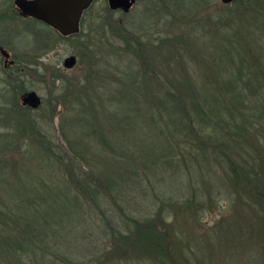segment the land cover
<instances>
[{
  "label": "rangeland",
  "instance_id": "1",
  "mask_svg": "<svg viewBox=\"0 0 264 264\" xmlns=\"http://www.w3.org/2000/svg\"><path fill=\"white\" fill-rule=\"evenodd\" d=\"M262 4L254 0H234L229 4L222 0H137L128 13L122 14L110 11L106 2L98 0L84 12V21L79 31L74 33L77 37L66 39L57 32L58 35L56 33L52 39L46 37L40 45L44 26L20 15L14 16V12L18 13L14 0H0V15H5L0 18V47L10 53V59L21 60L29 66L24 71L21 65L16 68L13 66L12 69L5 68V58L0 53V136L5 137L7 142L15 143L17 147L16 151L14 147L11 149L9 157L19 160L20 153L26 148L27 139L24 141L19 138L13 122H3L2 113L12 108V101L18 98L22 105L21 95L16 98L7 78L14 80L15 85L18 84L17 80L21 81L20 85L25 89L23 93L35 91L41 96V106L32 109L31 115L41 135H48L53 143L62 144L61 147L54 143L58 151L65 147L61 139L62 123L68 120L64 123L76 125L75 119L85 116L76 96L80 97L82 104H88L86 109L89 113L93 112L92 116L102 119L107 127L111 124L116 128L119 123L111 117L126 113L128 102L133 105L135 83L143 87L139 92L161 94L157 91L159 85L151 80L152 73L161 79L160 84L167 79L170 82L189 79L197 85L206 80L209 83L207 85H212L210 81L213 78L209 71H214L210 67L215 61L213 57H208L211 45L226 42L228 34L235 35L236 39L251 36L252 40H248L247 46L244 44L243 47L249 53L256 51L254 42L261 35L257 23L260 30L264 27V17L260 16L264 15ZM179 36L183 37L182 44L162 43L169 38L178 40ZM133 37H139L152 52L151 63L147 68L149 71L135 56L140 52L138 47H134L133 51L126 47V42L133 44ZM235 42L238 43V39ZM71 55L76 57V64L66 68L64 60ZM260 60L261 57L257 62H264V59ZM236 71L237 67L234 66L229 69L228 78L238 79ZM244 77L247 85H254L253 78L248 77L246 71ZM131 79L133 86L127 84ZM83 85L86 95L81 92L78 95L72 94L76 89L80 91ZM63 86L67 88L61 89ZM64 93L67 95L64 96ZM127 93L132 94V97L126 100L123 96ZM242 93L259 100V97L264 98V86L257 84L256 88L249 90L245 85ZM154 134L155 131L147 129H132L124 134L118 129L117 140H112L115 143L119 141L121 145L125 144V140L132 144L134 141L140 145L139 149L151 154L160 143V138ZM2 148L3 143H0V151ZM101 155L99 157H102L101 163L104 166L116 165L105 153ZM42 167L53 168L52 162L39 157L26 164L24 161L16 172L17 176L10 172L3 173L0 169V201L15 209L21 195L33 184L25 170L28 168L36 172ZM113 167L112 170L117 171L118 166ZM217 169L221 168L214 164L213 172L201 179L210 185L211 193H207L204 186L195 182V179L192 180L196 191H201L193 199L195 209L186 201L192 197L193 192L186 184V176L174 178L169 173H163L165 176L158 187H150L146 182L135 185L127 182L112 189L113 194L105 191L107 193L100 207L95 208L85 201L83 209H72L67 220H64L70 225L67 235L61 229L55 248L66 245L65 251L61 253L76 264H264V223L259 221L257 204L247 196H242L240 200L228 187L224 171L215 173ZM58 170L53 171L57 179L66 180L62 171ZM49 180L52 186L50 191L56 190L55 177L51 175ZM154 191L170 201L168 203L173 198V203L178 205L164 213L163 224L155 215L160 203L153 197ZM102 214L111 219L118 231L125 229V223L130 221L129 216L153 219L157 221L158 233L172 236L173 242H169V248L163 254H157L156 259L151 255L142 258L134 256L137 250L133 247L126 254L122 250L120 255L115 256L112 253H118L115 251L116 243L105 231L107 224ZM26 261L31 262V258H26Z\"/></svg>",
  "mask_w": 264,
  "mask_h": 264
},
{
  "label": "trees",
  "instance_id": "2",
  "mask_svg": "<svg viewBox=\"0 0 264 264\" xmlns=\"http://www.w3.org/2000/svg\"><path fill=\"white\" fill-rule=\"evenodd\" d=\"M254 1L264 3V0ZM261 8L264 14V6ZM13 15L19 16V13L14 12ZM3 16L5 15H0V18ZM29 20L44 26V36L40 42L38 41L40 45L47 39L46 37L52 39V36L56 35L55 29L40 21L31 18ZM255 22L257 23V20L254 24ZM257 25L261 35L254 42L257 49L252 53L243 47L244 44L247 46L248 40H252L251 36L237 38L236 43V36L228 34V42L222 41L218 45L210 46L211 52L209 51L208 57L210 59L213 57L215 61L212 67L209 66L214 70L209 71V74H212L210 77L213 78L210 81L212 85H207L209 84L207 80L197 85L189 79L175 82L167 79L160 84L161 79L152 73L151 80L159 85L157 91L161 92L160 95H155L148 91L139 92L140 89L143 90L141 84L135 83L133 86L132 79L130 82L127 81L128 85L135 87L133 105L128 102L126 113L111 117L119 123L116 124L118 125L116 128L111 124L107 127L102 119L92 116L93 112L90 114L86 109L88 104L85 102L82 104L80 97L76 96L80 101L81 112L85 116L76 118V121L73 119L77 122L76 125L71 126V122L64 123L68 120L62 123L61 139L65 142V147L59 148L58 151L54 147L56 142L53 143L48 135H41L37 122L32 118V108L20 104L17 96L25 92L20 85L21 81L17 80L18 84L15 85L14 80L6 77L9 86L14 87L11 89L16 93L17 99L12 101L11 109L3 111V122L5 124L13 122L19 138L27 140L25 150L20 153L19 160H15L11 159L9 154L13 147L16 151V144L7 142L5 137L0 136V143H3L0 151L2 166L0 169L3 173L10 172L17 176L20 164L24 161L25 164L31 162L37 157L52 162L53 168L42 167L36 172L28 168L25 170L27 178L32 180L33 184L21 195L15 209L7 207L0 201V264H57V262L76 264L61 253L65 251L66 245L62 244V247L55 248V241L61 229H64L65 236L67 235L70 225L65 221L72 209H83L85 201L98 208L105 193L113 194L112 189L119 188L127 182L134 185L146 182L150 187H158L165 176L163 173H169L174 178L185 176L188 178L186 184L193 192L192 197L186 201L194 208L193 199L201 191H196L192 180L195 179V182L204 186L207 193H211L210 185L201 179L212 171L214 164L221 168L215 173L224 171L228 187L240 197V200L242 196H247L251 202L257 204L259 221L263 224L264 98L259 97L257 100L242 93L245 85L249 90L256 88L257 84L264 86V62H257L260 57V61L264 59V35L262 38L264 31L261 32L264 27L260 30L258 23ZM74 37H77L76 34L62 38ZM179 37L178 40L169 38L162 43L182 44L183 37ZM126 47L131 51L138 47L140 52L135 53V56L141 63L143 62L145 70L149 71L147 68L152 59L149 46H146L139 37H133V44L126 42ZM15 62V68L21 65L23 71L29 67L21 60ZM233 66L237 67L236 80L228 78V71ZM12 68L13 66L9 67ZM245 71L248 77L253 78L252 83L255 86L247 85ZM13 74L12 72V76ZM59 80L58 78L57 81ZM64 88L67 86L61 87ZM79 92L86 93L84 85L80 87V91L76 89L72 94L78 95ZM63 95L66 96L67 93ZM123 97L127 100L132 94L127 93ZM118 129L124 134L132 129L155 131L154 135L160 138V143L151 154L139 149L140 145L134 141L132 144L125 140V144L121 145L119 141L115 143L112 140H117ZM56 145L62 147L61 143ZM102 153L114 160L116 164L114 167L118 166L117 171L112 170L113 166L107 167L101 163L102 157L99 156H102ZM54 170L62 171L66 180L57 179ZM51 175L55 177L54 191H50ZM152 194L160 203L155 215L163 224L164 213L178 205L173 203V198L172 202L168 203L170 201L161 198L160 193L154 191ZM102 216L104 223L109 227L106 226L105 231L116 243L115 251L118 253H112L116 254L115 256L120 255L122 250L126 254L127 250L133 247L137 250L134 251V256L142 258L151 255L156 259L157 254H163L169 248V242L170 244L173 242L172 236L158 233L155 224L157 221L154 222L153 219L127 216L130 221L125 223L123 231H118L110 218L104 214ZM28 257L31 258V262L26 261Z\"/></svg>",
  "mask_w": 264,
  "mask_h": 264
},
{
  "label": "water",
  "instance_id": "3",
  "mask_svg": "<svg viewBox=\"0 0 264 264\" xmlns=\"http://www.w3.org/2000/svg\"><path fill=\"white\" fill-rule=\"evenodd\" d=\"M234 0H222L229 4ZM93 0H14L16 8L23 17H30L41 21L55 29L60 35L68 36L77 33L80 29V20L83 12L92 4ZM135 0H109L112 9L123 8L129 11ZM5 63L13 64L10 53L0 48ZM76 64V57L71 55L64 60V67L72 68ZM22 105L37 109L42 104V98L35 91H29L21 97Z\"/></svg>",
  "mask_w": 264,
  "mask_h": 264
},
{
  "label": "flooded vegetation",
  "instance_id": "4",
  "mask_svg": "<svg viewBox=\"0 0 264 264\" xmlns=\"http://www.w3.org/2000/svg\"><path fill=\"white\" fill-rule=\"evenodd\" d=\"M96 1H98V0H93V2H92V4L87 8V9H89L92 5H93V3L94 2H96ZM102 1H104V2H106L107 3V5H108V8H109V10L110 11H112V12H119V13H122V14H126V13H128L131 9H132V7L136 4V2H137V0H135V3H134V5H132V7L130 8V10L129 11H125L123 8H117V9H112L111 7H110V4H109V0H102ZM129 1H132L133 2V0H129ZM18 10V9H17ZM86 11V10H85ZM84 11V12H85ZM84 12H83V14H84ZM18 13H19V15H20V12H19V10H18ZM83 14H82V17H81V20H80V27H81V23H82V18H83ZM23 17V16H22ZM23 18H27V19H30V17H23ZM31 19H33V18H31ZM34 20H36V19H34ZM36 21H38V20H36ZM41 22V21H40ZM43 23V22H42ZM43 24H45V23H43ZM46 25V24H45ZM48 26V25H47ZM1 48V47H0ZM12 60H14V63L13 64H11V63H5V68H9V67H11V66H15L16 64V60L15 59H12ZM24 94V93H23ZM23 94L21 95V97L23 96Z\"/></svg>",
  "mask_w": 264,
  "mask_h": 264
}]
</instances>
